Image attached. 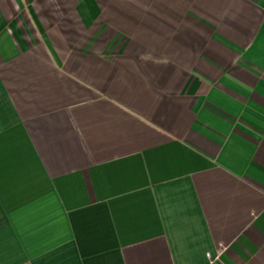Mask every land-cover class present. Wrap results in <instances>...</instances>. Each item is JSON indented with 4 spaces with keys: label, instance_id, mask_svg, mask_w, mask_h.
Masks as SVG:
<instances>
[{
    "label": "crops",
    "instance_id": "obj_1",
    "mask_svg": "<svg viewBox=\"0 0 264 264\" xmlns=\"http://www.w3.org/2000/svg\"><path fill=\"white\" fill-rule=\"evenodd\" d=\"M0 264H264V0H0Z\"/></svg>",
    "mask_w": 264,
    "mask_h": 264
}]
</instances>
